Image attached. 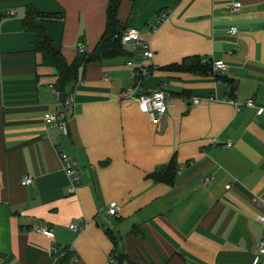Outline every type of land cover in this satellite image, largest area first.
I'll return each instance as SVG.
<instances>
[{
    "label": "crops",
    "instance_id": "crops-1",
    "mask_svg": "<svg viewBox=\"0 0 264 264\" xmlns=\"http://www.w3.org/2000/svg\"><path fill=\"white\" fill-rule=\"evenodd\" d=\"M106 1L0 0V11H15L0 14V264H53L51 245L71 248L65 264H250L264 237V0H118L121 30L138 41L59 86L26 22L69 64L77 46L94 48ZM159 11L167 16L152 30ZM204 56L224 67L201 72ZM138 65L149 68L144 90L169 94L158 122L121 95ZM68 94L63 132L43 115ZM58 152L78 165L72 194ZM170 163L166 179L153 178Z\"/></svg>",
    "mask_w": 264,
    "mask_h": 264
},
{
    "label": "built area",
    "instance_id": "built-area-1",
    "mask_svg": "<svg viewBox=\"0 0 264 264\" xmlns=\"http://www.w3.org/2000/svg\"><path fill=\"white\" fill-rule=\"evenodd\" d=\"M175 1H180V0H175ZM239 2L238 1H233L229 4H225V8L230 11H236L237 8L239 7ZM14 9H4L0 11V14L2 15H12L14 14ZM167 16V13L165 11H159L157 19L155 21V24L151 26V29L153 30L159 22L165 19ZM236 29L234 26H231L228 28V32L230 33H235ZM129 41L137 42L138 41V33L134 28H128L127 30L123 31L120 34V42L126 43ZM143 51L141 55L143 57H151V51L147 49L146 44H143ZM82 47L77 46V51L82 52ZM203 62H208L210 63V72L215 74L219 70H221L224 67V64L221 60H214L211 58H208L207 56H204L201 58ZM128 64L130 62H127ZM133 76L135 78L134 85L131 88H126L121 92V95L123 97H132L135 99L138 108L141 112H144L147 117L153 121V122H158L161 116L164 114L166 108H167V102L166 99L168 97V92L162 87L159 86L155 89L152 90H144L141 86V81L142 79L147 75L149 72L148 66L145 65H138L133 69ZM50 93L56 98H59V91L55 89L54 87L50 88ZM199 101V98L196 96L191 97V102L192 103H197ZM229 102H232L228 100ZM61 103V110L57 112H47L46 114L43 115L44 120L46 123L49 124H56L63 132L65 131L66 127V122L68 119L67 116V111L72 109V97L70 94L66 95L63 97V99L60 101ZM235 107H237L240 103L238 102H233ZM243 104L248 107H254L253 100L251 98H248L243 101ZM257 111H260V108H256ZM229 145V144H227ZM58 158L61 164V168L65 174V176L68 179V186H67V191L69 193H74L75 191V184L78 183L79 181V173H78V165L75 161H73L67 154L63 152H58ZM212 176L211 175H205L202 178V182L206 183L211 180ZM24 183L30 182V179L28 177L23 179ZM229 184H226L224 187L227 188ZM254 203H257L256 199H253ZM118 212V206L117 204L111 202L107 205L106 207V213L112 216H116ZM256 221L261 224L264 227V215H257L256 216ZM85 222L81 221L80 225L77 226L73 223L68 225V229L73 231V232H78L83 226ZM38 232L42 233L43 235L46 236H51V232L49 229L46 227H40L36 229ZM68 250L71 251V248H67ZM49 254L51 257H53V260H56L58 256V249L56 248L55 245H51L49 247ZM112 261L111 256H107L106 264ZM250 264H264V237H261L258 240L257 246L254 250L253 253V258L250 262Z\"/></svg>",
    "mask_w": 264,
    "mask_h": 264
},
{
    "label": "trees",
    "instance_id": "trees-1",
    "mask_svg": "<svg viewBox=\"0 0 264 264\" xmlns=\"http://www.w3.org/2000/svg\"><path fill=\"white\" fill-rule=\"evenodd\" d=\"M118 0H107L104 14L103 32L97 40L94 48L88 52H77V56L67 64L61 55L55 51L49 41L43 34L42 28L37 26L32 21L28 20L25 27L31 30L35 35V49L41 54V58L45 63L52 65L58 76V85L64 84L66 80L72 79L75 76L77 69L90 61L102 60L105 58L114 57L124 53V48L120 42V34L122 32L119 22L116 18ZM33 13V12H31ZM35 14V13H34ZM32 15V14H31ZM37 15V14H35ZM197 63V59L192 60ZM201 72H210V63L203 62L200 59ZM196 64L193 66L196 69ZM192 67V68H194ZM169 95V94H168ZM172 163L168 164L165 170L156 171L153 173V178L156 180L166 179L174 170ZM58 256L53 264H65L68 260L69 253L67 248L58 252ZM114 256V253H111Z\"/></svg>",
    "mask_w": 264,
    "mask_h": 264
}]
</instances>
